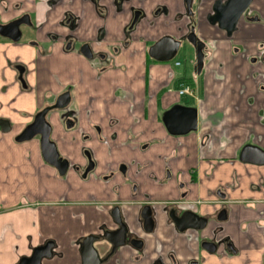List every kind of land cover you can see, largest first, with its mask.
Instances as JSON below:
<instances>
[{"label": "crops", "instance_id": "1", "mask_svg": "<svg viewBox=\"0 0 264 264\" xmlns=\"http://www.w3.org/2000/svg\"><path fill=\"white\" fill-rule=\"evenodd\" d=\"M72 1L68 9L82 17L83 39H94L93 8ZM62 10L46 29L62 18ZM126 21L108 17L109 43L120 39ZM157 37L136 42L102 75L79 53H64L59 46L47 56L29 46H0V119L11 126L0 132V264H20L47 241L55 243L54 254L41 264H83V240L117 228L115 206L144 245L126 244L102 264H196L201 258L202 264H264V164L240 160L247 145L264 151V62L251 60L264 43V30L254 24L233 38L202 32L198 37L208 47L199 76L193 62L190 69L177 61L150 62L147 68L144 42ZM15 62L27 66L28 90L16 79ZM184 77L192 81L195 96L179 95ZM70 85L75 86L71 111L53 112L48 122L60 155L71 165L83 166V151L91 150L97 167L87 180L72 168L61 177L44 160L39 137L15 141ZM176 105L197 110L195 131H168L163 116ZM184 195L209 220L203 232H180L169 218L172 203ZM146 203L156 223L150 234L142 229ZM221 208L228 216L218 237L234 242L240 251L235 257L226 248L208 255L200 247L202 238L214 237ZM94 246L103 258L110 245Z\"/></svg>", "mask_w": 264, "mask_h": 264}, {"label": "flooded vegetation", "instance_id": "2", "mask_svg": "<svg viewBox=\"0 0 264 264\" xmlns=\"http://www.w3.org/2000/svg\"><path fill=\"white\" fill-rule=\"evenodd\" d=\"M81 2L83 9H86L87 6H91L97 18L95 23L94 39H83L82 32L84 28L82 27V17L77 16L71 9H68L73 6L72 0H0V46H29L34 48L38 54L40 53V56L49 55L53 52L56 46H59L64 53L72 51L79 53L83 58L94 65L98 75H102L110 66L114 67L118 57L124 55L126 51H128L136 42L146 38H151L158 34L156 39L151 40L150 42H144L146 45V49L144 51L147 68H149L150 62L169 64L173 61H177L175 63L176 66H182V62L177 60L176 57L181 52L186 55L187 53H190L192 55H187L188 58L185 64L191 67L190 62H193V66L195 63L194 71L196 76H199L205 66V51L208 47L207 42L198 37V35L202 32L205 31L210 34L223 32L228 37L233 38L236 34L244 32L248 26L254 24L260 25L264 30V0H81ZM58 9H63L62 18L57 20V22L55 21L52 24L51 29H46L47 25L50 23L51 16H54ZM110 15L114 19H127L126 24L121 30L120 39L118 37L115 38L118 39V41L113 44L108 41L110 38L108 31V17H110ZM170 30L181 31L184 33V36L181 39H176L173 36H170ZM42 35L44 37L43 40L41 39ZM193 36L196 37L197 42L204 44L202 49L203 68L200 73H198L197 70V45L191 43L189 39V37L192 38ZM166 37H170L180 43L176 56L171 61L156 60L150 55L149 50L158 41ZM189 46L192 47V51H189ZM258 49L259 54L252 57L251 60L253 62H256L257 60L264 62V43H261ZM12 64L13 69L16 71L17 81L20 82L24 90H28L27 66L21 62H15ZM122 69L126 70L124 67H122ZM146 75L147 78L150 76L149 70H147ZM183 81L184 82L181 83L183 86L181 89H178L179 95L195 96L194 88L190 85L192 84V81L185 77ZM74 89L75 86L73 85L66 86L51 103L43 107L39 112L46 108H50L46 115L47 121L48 116L53 112H67L72 104ZM184 90L188 91L185 92ZM180 91L184 92L181 93ZM65 94H69V103L67 106L64 108H52L56 105L60 97ZM72 122V119H67V124H72ZM9 131L10 129L7 132ZM23 131H21L20 134ZM0 132H3L1 127ZM20 134L16 135L15 141ZM83 152L86 161L83 166L71 165L70 161L63 158L59 153L62 159L68 161V169L63 176L59 174L56 167H53L57 170L61 177H65L69 169L72 168L77 172H80L82 178L87 180L88 177L96 170L97 163L94 160L90 149H84ZM90 163H92L93 168L87 171L90 167ZM120 172L126 174V167H120ZM113 175V172L108 173L105 175L104 180H109ZM185 198L186 195H184L180 201L172 203L173 207L169 211V218L173 221V223L175 224V218L182 217L184 214L189 212L198 215L201 218H205L195 212L193 209V203L184 200ZM146 206H149L154 222L152 230H149L146 227L145 220L142 218V214L143 211L146 210ZM152 208L153 207L150 203H146L141 212V218L143 221L142 229L147 234L152 233L156 225ZM116 209L119 210L120 218L124 224L126 233L123 238V244L114 248V245L107 239V237L110 234L112 238L118 239V237L112 234L120 229V225L116 221L113 214ZM112 216L117 224V228L115 230H106L101 235H91L92 237L99 238L95 242L106 241V243L110 245L104 254L105 257L103 258H101V253L98 250L102 261H105L117 254L118 250L126 244H131L135 248L139 249H141L144 245L143 240L138 239L134 233H130L128 226L122 219L121 211L118 206H115L112 209ZM227 216V210L221 208L216 219L217 226L213 230L214 237L202 238L200 240L201 250L207 252L208 255H216L221 250L223 251L224 248L230 251V257L240 255L239 249L230 238L218 237V235L223 231L220 223L225 221ZM205 219L206 224L203 228H187L186 230L180 232H186L188 230H194L198 233L203 232L209 225V220L207 218ZM119 240L120 238L117 241ZM48 243L54 244V250L55 243L53 241H47L46 244ZM45 245L41 247H44ZM212 250H214V252H211ZM159 262L160 261H156L155 264H159ZM201 262L202 258L198 260L196 264H202Z\"/></svg>", "mask_w": 264, "mask_h": 264}, {"label": "water", "instance_id": "3", "mask_svg": "<svg viewBox=\"0 0 264 264\" xmlns=\"http://www.w3.org/2000/svg\"><path fill=\"white\" fill-rule=\"evenodd\" d=\"M191 43L197 45V70L198 73L203 68V53L202 49L204 44L197 42L196 37H189ZM179 42L170 37H166L158 41L149 50L150 55L159 61H171L176 56L179 48ZM69 103V94H65L60 97L58 102L52 108H64ZM50 108H46L39 112L34 121L29 124L24 131L16 138L17 142H25L40 137L41 150L44 160L50 165L56 167L60 175H64L68 169V161L60 157L57 146L54 141L51 140V124L47 121L46 115ZM163 122L172 135H186L197 129V110L182 105H176L171 110L166 112L163 116ZM0 127L3 132H7L10 129V123L7 120L0 119ZM240 160L245 163H253L258 165L264 164V151L256 146L247 145L243 148ZM93 168L92 163L87 171ZM146 209V210H145ZM142 218L145 220V225L149 230H152L153 219L149 209V206L145 207ZM116 221L120 225V229L117 232L112 233L114 236L120 238L119 241L116 238H112L109 234L107 239L114 245V248L123 244L124 236L126 233L124 224L120 218L119 210L116 209L113 212ZM174 222L179 231H184L187 228L200 229L206 224V219L201 218L198 215L192 213H186L182 217L175 218ZM98 237H87L84 240V245L81 250L83 264H101L102 260L98 249L94 246V242L98 240ZM53 243H48L44 247L36 248L31 257L23 258L20 264H41L44 258L51 259L53 257ZM211 252H214L212 250Z\"/></svg>", "mask_w": 264, "mask_h": 264}, {"label": "rangeland", "instance_id": "4", "mask_svg": "<svg viewBox=\"0 0 264 264\" xmlns=\"http://www.w3.org/2000/svg\"><path fill=\"white\" fill-rule=\"evenodd\" d=\"M192 49V47L189 46V51ZM192 51V50H191ZM187 55H192L190 53H187ZM186 54H184L183 52L179 53L178 56L176 57L177 60L181 61L182 62V68L186 67L187 66V69H190V67L188 65H186V60L188 58Z\"/></svg>", "mask_w": 264, "mask_h": 264}, {"label": "built area", "instance_id": "5", "mask_svg": "<svg viewBox=\"0 0 264 264\" xmlns=\"http://www.w3.org/2000/svg\"><path fill=\"white\" fill-rule=\"evenodd\" d=\"M185 92H187L188 90H184ZM184 91H180L181 93H183Z\"/></svg>", "mask_w": 264, "mask_h": 264}, {"label": "trees", "instance_id": "6", "mask_svg": "<svg viewBox=\"0 0 264 264\" xmlns=\"http://www.w3.org/2000/svg\"><path fill=\"white\" fill-rule=\"evenodd\" d=\"M191 83V82H190Z\"/></svg>", "mask_w": 264, "mask_h": 264}]
</instances>
